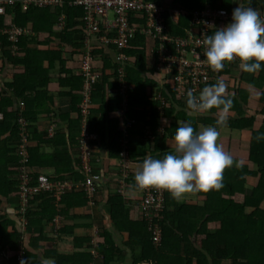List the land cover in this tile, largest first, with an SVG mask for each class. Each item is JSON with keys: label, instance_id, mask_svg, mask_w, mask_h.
<instances>
[{"label": "trees", "instance_id": "1", "mask_svg": "<svg viewBox=\"0 0 264 264\" xmlns=\"http://www.w3.org/2000/svg\"><path fill=\"white\" fill-rule=\"evenodd\" d=\"M145 1L165 8L171 35L180 37L193 26L189 17L175 16V9L231 12L237 6H258L257 0ZM75 2L60 0L57 5L39 6L14 0L12 5L0 6V60L3 69H14L10 80L0 86V264H20L21 260L39 264L41 258L55 264H264V65L253 73L250 83L260 90L256 111L248 108L247 90L237 81L238 74L241 81H247L244 74L248 73L235 67L239 61L226 63L218 72L208 69L207 77L200 78L194 94L219 79L225 83V96L232 99L226 124L220 127L215 123L217 109L199 115L186 109V95L178 96L165 80L169 74L157 70V54L150 58L143 35L137 34L123 51L109 43L87 54V46L93 45L87 32L89 21L85 8ZM12 25L21 29L14 43L1 34ZM87 56L98 78L91 91L89 114L84 115L80 109L86 80L82 65ZM74 59L77 68L69 65ZM122 82L127 85L125 112ZM61 103L66 104L65 110ZM46 118L49 131L46 127L40 130L38 123ZM257 118L262 119L258 126ZM132 120L135 123L125 130L126 138L124 128ZM180 122L191 123L194 131L217 127L220 145L225 135L234 140L236 133H247L246 163L224 169L223 187L218 190L188 193L185 199L172 198L164 191L163 208L149 215L141 208L144 196L127 193L135 208L132 216L131 203L111 189L110 183L120 184L126 172L125 183L136 189L133 176L145 156L162 157L174 151L169 143ZM84 132L97 136L89 142L91 150L107 152L105 159L92 161L93 172L103 176L92 198L75 186L85 180ZM23 140L27 160L21 150ZM124 156L129 159L128 168L123 167ZM26 170L32 186L45 177L51 183L73 187L58 196L56 189L35 195L22 225L23 216L12 218L7 205L19 199ZM101 188L107 193L99 195ZM100 201L106 205L107 226L100 224L96 231L91 223L85 229L77 226L81 216L75 210L97 211ZM46 224L51 225L49 232ZM157 233L159 242L154 239Z\"/></svg>", "mask_w": 264, "mask_h": 264}, {"label": "built area", "instance_id": "2", "mask_svg": "<svg viewBox=\"0 0 264 264\" xmlns=\"http://www.w3.org/2000/svg\"><path fill=\"white\" fill-rule=\"evenodd\" d=\"M30 2L39 6H53L57 5L60 0H26V3ZM13 3L14 0H0V6L2 4L12 5ZM75 4L83 6L86 10V16L89 21L87 32L91 36L92 41H90L91 39L89 41L92 44L95 43L99 46H107L109 43L115 44L119 51H123L137 34L143 35L150 57L152 58L153 54H157V70L169 74V78H165V80L174 88L178 96L185 95L188 89H192L195 92L201 80L200 78L205 79L207 77V70L211 68L205 63L204 35L210 34V31L216 25L230 22L232 12H223L211 8L194 10L192 12L175 9L172 11L175 16L182 15L189 17L193 26L192 31L180 37L171 35L164 16L166 13L165 8L152 2L145 0H76ZM260 16L264 18V15L260 14ZM7 33L10 41L16 42L18 36L21 35V29L13 26L7 30ZM90 45L87 46V54H91L92 52L93 47ZM120 58L125 59V55L121 54ZM91 60V57H85L82 65L83 74L86 77L83 90L84 99L81 104L84 115L89 114L91 91L98 78V74L91 72ZM119 71L121 74L123 73L121 69ZM121 90L124 98L123 112H125L128 109V99L127 85L124 82H122ZM20 122L23 123L22 120ZM134 123L133 120L130 121L127 127L124 128V131L133 126ZM127 135L128 133L125 131L126 138ZM82 136V163L85 180L75 186L84 191L89 198H92L96 195L97 188L102 183L101 175L94 173L92 170L94 156L89 142L95 140L96 137L85 132ZM25 147H27V142L23 140L21 150H23L25 156L24 160H27L28 156L26 155ZM123 167H129L127 156L123 158ZM26 171L27 173L23 178V186L20 193L23 214L29 205V201L35 195L56 189L55 196H58L66 189L71 190L73 187V185L68 183H51L44 177L40 178L38 183L32 186L31 179L28 176L29 171ZM126 179L127 174L124 172L120 184H116L117 192L128 189L130 191L127 190L125 194L129 192L142 194L144 198L141 202V208L143 212H146L145 215L163 208L164 190L154 188L133 189L132 185L125 183ZM55 223L57 227L59 224L58 217L55 219ZM155 227L154 232L158 230L157 225ZM154 239L156 242H159L160 234L157 233Z\"/></svg>", "mask_w": 264, "mask_h": 264}, {"label": "clouds", "instance_id": "3", "mask_svg": "<svg viewBox=\"0 0 264 264\" xmlns=\"http://www.w3.org/2000/svg\"><path fill=\"white\" fill-rule=\"evenodd\" d=\"M260 14L263 15L250 6H237L232 9L230 22L223 27L214 28L211 34L204 35L205 63L213 71H220L226 63L234 59L239 61V67L244 72L254 73L261 69L264 65V18H261ZM12 27L1 32L8 36L9 41L7 30ZM92 47L93 52L105 46L93 43ZM225 87V83L217 79L215 83L205 85L197 94L188 89L185 94L186 109L194 115H199L215 108L219 113L215 123L223 127L226 124L225 114L232 105L231 97L225 96ZM22 107L21 103L17 108ZM80 109L82 111L81 105ZM2 119L0 114V122ZM46 129L49 131L48 127L45 131ZM218 135L217 127L204 126L199 131H194L191 123L180 122L172 136L174 151L165 152L162 157L145 156L134 173V186L139 189L164 190L175 199L196 191L208 192L222 188L223 171L233 166V158L217 142ZM94 136L97 139V136ZM92 153L97 160L107 156V152L92 150ZM18 201L16 216H23L21 224L24 225L26 211L22 213L20 197ZM20 264H25L24 260H21ZM39 264L55 262L41 258Z\"/></svg>", "mask_w": 264, "mask_h": 264}, {"label": "crops", "instance_id": "4", "mask_svg": "<svg viewBox=\"0 0 264 264\" xmlns=\"http://www.w3.org/2000/svg\"><path fill=\"white\" fill-rule=\"evenodd\" d=\"M258 2V6L256 8V10L258 12H262L264 13V0H257ZM240 2H238L239 4ZM148 56V55H147ZM0 57H1V50H0ZM151 58V57H150ZM1 59V58H0ZM69 65L72 66V68H77L78 66V62L77 60L74 59V61H72V63H69ZM79 67V66H78ZM235 67H237V69L241 71L240 67H239V63L235 64ZM14 72V69L10 66H7L5 69H3V65L2 62L0 60V86L4 85V83L8 82L10 80V77L12 75V73ZM57 69L53 70V74L57 76ZM245 79L244 81H241V74L237 75V81L239 83L240 81V87L243 89L247 90L248 93V108L250 109V111H256L257 109H259V104H258V99L260 97V90L258 87L250 84L252 82L253 79V73H246L244 74ZM159 78L161 76H158ZM251 80V81H249ZM51 88H55L54 85H51ZM264 88V87H263ZM233 91V89L231 90V92ZM251 91V92H249ZM231 92L227 91V94H230ZM259 93V95L255 98L254 96H250L252 93ZM63 101H66V99H63ZM65 103H61L62 108L65 110ZM258 120H256V126L260 125L261 123V118H257ZM48 122V119L46 118L45 120L42 119L41 122H39V129L42 130L43 128L46 127V124ZM163 129V126L160 128L159 127V133L161 134V131ZM237 136H235V139L230 140V138L227 137V135L224 136V138H221V146L223 145V147H227L225 148L227 153H229L232 158H233V163L235 162V159L237 157H241L243 159L242 163H246L247 161V155L249 153V149H250V142H249V135L246 133H242L240 136L238 133H236ZM170 147L173 146V142L169 143ZM173 144V145H172ZM48 152H50L48 150ZM235 157V158H234ZM241 163V164H242ZM240 164V165H241ZM239 166V165H238ZM231 167H236L234 164ZM252 167V166H251ZM103 193H107L105 190L103 191V189H101V192L99 195H103ZM104 198H106V194H104ZM101 202V201H100ZM18 205H19V201L18 198H14L12 200H10L8 202L7 205V209H12L13 213H12V218H16V210L18 209ZM102 206L99 207V209L97 211L91 210L89 208L86 207H82V208H78L75 210L76 215L81 216L80 218H78L76 220V224L77 226H79L80 228L85 229V225L86 224H92V229L94 231H96V229L99 228V225L102 224L107 226V220L106 218L108 217V214L105 213L106 210V205L105 202H102L101 204ZM36 206V205H35ZM50 226L51 225H45V230L47 232L50 231ZM79 234V232H77Z\"/></svg>", "mask_w": 264, "mask_h": 264}, {"label": "rangeland", "instance_id": "5", "mask_svg": "<svg viewBox=\"0 0 264 264\" xmlns=\"http://www.w3.org/2000/svg\"><path fill=\"white\" fill-rule=\"evenodd\" d=\"M249 92H251V91H249ZM258 95H259V93H254V92H253L250 96H254V97L256 98ZM161 122H162V121H161ZM162 126H163V125H161L160 128H161ZM222 148H223L224 151H226L225 148H227V147H223V145H222ZM234 158H235V157H234ZM242 162H243V159H242L241 157H237V158L235 159V162H234L233 164H234L235 166H238V165H240ZM92 168H95V166L93 165ZM108 175H110V174H108ZM110 177H111V175H110V176H107V179H109ZM110 182H111V181H110ZM110 182H109V183H110ZM110 187H111V189H113V190H114V189H117V187H116V183H113V182L110 183ZM101 189H102V188H101ZM127 190H128V189L120 190V191H118L117 193L124 197V199L126 200V203H131L133 199H132V196H128L127 193L125 194V192H126ZM128 191H130V190H128ZM129 193H130V192H129ZM185 198H187V194H185L181 199H185ZM101 203H102V202H101ZM129 209H130V212H131V214H132V216H133V215H134L133 212H134L135 208H134V205H132V203L130 204ZM9 212H10V213H13L12 209H9ZM22 221H23V219H22Z\"/></svg>", "mask_w": 264, "mask_h": 264}]
</instances>
